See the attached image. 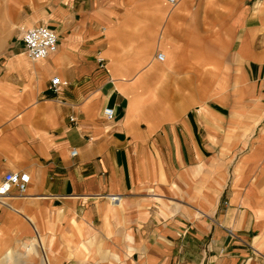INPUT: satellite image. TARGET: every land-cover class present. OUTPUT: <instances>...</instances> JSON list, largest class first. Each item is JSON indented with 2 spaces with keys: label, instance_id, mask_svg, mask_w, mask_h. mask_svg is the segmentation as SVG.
Here are the masks:
<instances>
[{
  "label": "crops",
  "instance_id": "1",
  "mask_svg": "<svg viewBox=\"0 0 264 264\" xmlns=\"http://www.w3.org/2000/svg\"><path fill=\"white\" fill-rule=\"evenodd\" d=\"M50 11L46 59L0 50V264H264V0Z\"/></svg>",
  "mask_w": 264,
  "mask_h": 264
},
{
  "label": "built area",
  "instance_id": "2",
  "mask_svg": "<svg viewBox=\"0 0 264 264\" xmlns=\"http://www.w3.org/2000/svg\"><path fill=\"white\" fill-rule=\"evenodd\" d=\"M172 4L174 0H165ZM19 42L22 44V51L30 60H40L46 58L50 53L56 50L57 33L54 29L44 23H36L25 28L19 37ZM156 59L162 60L163 54L158 52L155 55ZM98 62L102 65L103 59L99 58ZM67 82L62 80L57 75L49 78L48 88L54 93L59 92L60 88L65 86ZM106 119H110L114 115L112 107L105 106L101 111ZM71 119V118H70ZM76 153L72 148L70 155ZM28 176L25 173L13 171L4 172L0 176V198H3L11 188H15L19 193H22L26 187ZM116 196H112V200H116Z\"/></svg>",
  "mask_w": 264,
  "mask_h": 264
},
{
  "label": "rangeland",
  "instance_id": "3",
  "mask_svg": "<svg viewBox=\"0 0 264 264\" xmlns=\"http://www.w3.org/2000/svg\"><path fill=\"white\" fill-rule=\"evenodd\" d=\"M55 2L57 0H0V50L2 49L4 53H9L12 42L17 43L15 50L21 49L22 44L19 43V37L23 30L32 25L37 19L39 21L48 19L51 12L50 9ZM116 2H109L110 5H114V11L116 10ZM96 7L100 9L99 5ZM122 7L121 5L119 8ZM118 19L116 16L102 18L103 28L110 27ZM129 26L131 27L132 24L130 23ZM24 55L26 58L17 57L23 58L30 64L31 60L25 53Z\"/></svg>",
  "mask_w": 264,
  "mask_h": 264
},
{
  "label": "bare ground",
  "instance_id": "4",
  "mask_svg": "<svg viewBox=\"0 0 264 264\" xmlns=\"http://www.w3.org/2000/svg\"><path fill=\"white\" fill-rule=\"evenodd\" d=\"M164 56H165V54H164ZM46 59V58H45ZM41 60H43V59H40V60H36V61H41ZM0 199H2V198H0Z\"/></svg>",
  "mask_w": 264,
  "mask_h": 264
}]
</instances>
